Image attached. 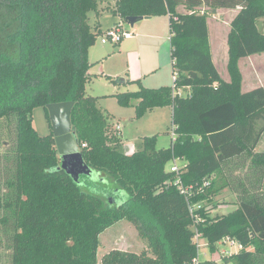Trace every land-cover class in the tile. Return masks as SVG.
<instances>
[{"label": "trees", "instance_id": "obj_1", "mask_svg": "<svg viewBox=\"0 0 264 264\" xmlns=\"http://www.w3.org/2000/svg\"><path fill=\"white\" fill-rule=\"evenodd\" d=\"M102 2L0 0V129L11 127L15 160L0 209L14 217L11 264H98L100 236L122 220L141 230L148 250L111 252L102 264H194L196 232L212 253L227 238L243 246L223 264H264V151L257 150L264 136V86L244 92L240 70L243 58L264 55L258 28L264 0H115L111 10L119 23L169 17L177 75L173 86L146 88L137 81L138 91L114 95L121 107L137 102L138 119L172 108L171 146L158 149L157 136L145 137L131 154L122 152L121 133L111 130L100 97L86 94L88 50L105 33L99 22L90 24V14L99 17ZM206 8L237 11L228 35L230 81L213 61ZM65 102L75 104L72 132L85 165L95 178L113 182L107 196L84 192L82 179L91 178L76 182L62 166L47 107ZM36 108L46 113L47 136L33 126ZM177 160L185 163L184 186L209 183L191 200L168 169ZM236 161L250 165L234 189L238 207L213 217L208 207L222 190L233 189L226 169ZM197 203L203 204L198 222L190 213Z\"/></svg>", "mask_w": 264, "mask_h": 264}, {"label": "rangeland", "instance_id": "obj_2", "mask_svg": "<svg viewBox=\"0 0 264 264\" xmlns=\"http://www.w3.org/2000/svg\"><path fill=\"white\" fill-rule=\"evenodd\" d=\"M115 6V0H108ZM208 27L210 32L211 53L220 75L230 81L228 70V35L231 22L236 15L234 10H209ZM95 14H90V24L94 22ZM101 26L107 30L115 22L110 13H104L101 17ZM136 37L125 40L119 44H103L105 33L97 37L94 45L88 50V60L91 79L86 84L88 96L100 97L98 107L103 112L111 130L120 125L122 128V152L128 154L136 151L145 137L157 136V148H168L173 139H176L172 122V108H158L138 119L135 114L137 102L130 107H121L112 94L134 92L140 89V84L134 77L142 74L141 84L146 88H159L173 86V70L170 60L171 45L168 16L154 17L152 20H144L135 26L126 24ZM259 30L264 33V19L258 21ZM103 68V70H102ZM240 70L243 76V91H251L264 85V55H254L240 60ZM105 75H100L101 72ZM126 82V84L119 83ZM117 92V93H116ZM186 94V92H184ZM33 126L40 136H47L51 128L43 108L33 110ZM115 127V128H114ZM126 144V145H125ZM258 151H264V136L259 144ZM14 134L11 127L4 126L0 129V197L7 193L5 182L11 177L14 168ZM236 161L226 169V178L232 188H226L215 196L213 204L208 207L211 216L227 215L237 209L238 197L234 192L238 182L249 171V162ZM176 164L184 166V161L177 160ZM173 163L168 166L172 167ZM87 184H82L86 193L96 196H107L112 180L97 174L95 180L82 179ZM114 187V186H113ZM106 190V191H104ZM120 201L127 199L120 195ZM15 233L13 213L0 209V264H11L12 240ZM206 241H200L205 245ZM148 250V242L141 234V230L129 220H122L108 228L100 236L98 250V264H102L105 256L111 252L141 255ZM198 260L211 264H223L222 250H229L233 255L239 252L237 247L230 243L218 244V251L212 253L209 247L198 249ZM230 257V256H229Z\"/></svg>", "mask_w": 264, "mask_h": 264}, {"label": "water", "instance_id": "obj_3", "mask_svg": "<svg viewBox=\"0 0 264 264\" xmlns=\"http://www.w3.org/2000/svg\"><path fill=\"white\" fill-rule=\"evenodd\" d=\"M217 12V11H215ZM149 17H132L127 19V24L134 26ZM74 102H65L48 105L49 116L56 141L58 154L62 159V166L76 182L81 176H89L95 179V174L88 168L81 156L80 147L72 132V110Z\"/></svg>", "mask_w": 264, "mask_h": 264}, {"label": "built area", "instance_id": "obj_4", "mask_svg": "<svg viewBox=\"0 0 264 264\" xmlns=\"http://www.w3.org/2000/svg\"><path fill=\"white\" fill-rule=\"evenodd\" d=\"M126 24L119 23V25L114 26L113 28L106 31L105 37H103V39H102V43L103 44L111 43V44L116 45V44H119L125 40L133 39L134 33L125 28ZM176 80H177V75H173V83H175ZM178 93H179V95L184 94L183 91H178ZM117 131L118 132L121 131L119 126L117 128ZM173 140L175 141L176 139H173ZM85 146L86 145H84V147ZM184 169H185V165L180 167L176 164V161H174L172 167L170 168V171L172 173L177 174V180L174 182V185L177 186L178 190L180 191V193L182 195L186 196L187 200H191L197 194L203 192L202 188L207 187L209 185V183H205L203 187H195L193 185L184 186V184L182 183V180H181V175L184 173ZM202 208H203L202 203L192 204L190 206V213H191L192 217H194V219L197 222L200 221V218H199V215L197 214V212L200 211ZM194 241L197 244L199 249L203 248V247H208L207 241L205 242V245H200V241H205V240L203 239L202 235L199 234L198 232H196ZM226 243H230V245L232 247H237L239 251L243 249V246L241 244H239L238 242L233 241L231 239H228V238L224 239L223 241L220 242V244H226ZM222 254H223V257L232 255L229 250L228 251L222 250ZM200 263H201L200 260H198V259L194 260V264H200Z\"/></svg>", "mask_w": 264, "mask_h": 264}, {"label": "crops", "instance_id": "obj_5", "mask_svg": "<svg viewBox=\"0 0 264 264\" xmlns=\"http://www.w3.org/2000/svg\"><path fill=\"white\" fill-rule=\"evenodd\" d=\"M109 1L108 0H103V2H102V5H101V9H102V11H101V15L98 17L96 14H95V19H94V21H97V22H99V24L101 25V17H102V15L104 14V13H110L111 15H112V10L111 9H113L114 8V6H112L111 5V3H108ZM237 12V11H236ZM113 16V15H112ZM114 17V16H113ZM115 18V22H113V25L110 27V28H108L107 30H109V29H111V28H113L117 23H119V22H121V20L119 19V18H116V17H114ZM169 18V17H168ZM153 18H149V19H144V20H152ZM143 20V21H144ZM141 22V21H140ZM139 23V22H138ZM136 25V24H135ZM134 25V26H135ZM101 28H102V26H101ZM125 28H126V26H125ZM127 30H129V28H126ZM103 30V29H102ZM107 30H103V32H106ZM131 31V30H130ZM134 33V32H133ZM134 37H136V33H134ZM210 40H211V38H210ZM211 43V42H210ZM214 59V58H213ZM170 60H171V53H170ZM215 62V61H214ZM171 65H172V61H171ZM215 65H216V63H215ZM216 67H217V65H216ZM218 69V68H217ZM102 70H103V68H102ZM172 70H173V68H172ZM89 74H90V76H93V74H91V72H89ZM100 75H105V73L102 71L101 72V74ZM106 77H109V78H111V76H109V75H105ZM143 77V75L142 74H139L138 76H136V77H134V80L133 81H141V78ZM223 78V77H222ZM224 80H225V78H223ZM227 81V80H226ZM121 84H126V82H122V83H119V85H121ZM264 86V85H263ZM117 93V92H116ZM112 95H117V94H112ZM118 126L120 127V133H121V135L123 136V133H122V128H121V126L120 125H117L116 126V128H115V130H116V132H117V128H118ZM126 145V144H125ZM134 152V151H133ZM133 152H131V153H133ZM131 153H128V154H131Z\"/></svg>", "mask_w": 264, "mask_h": 264}]
</instances>
